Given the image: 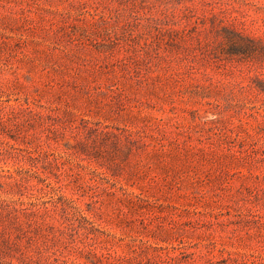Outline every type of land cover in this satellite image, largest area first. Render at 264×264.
Segmentation results:
<instances>
[{"label":"rangeland","instance_id":"1","mask_svg":"<svg viewBox=\"0 0 264 264\" xmlns=\"http://www.w3.org/2000/svg\"><path fill=\"white\" fill-rule=\"evenodd\" d=\"M133 2L0 0V264H264V0Z\"/></svg>","mask_w":264,"mask_h":264},{"label":"trees","instance_id":"2","mask_svg":"<svg viewBox=\"0 0 264 264\" xmlns=\"http://www.w3.org/2000/svg\"><path fill=\"white\" fill-rule=\"evenodd\" d=\"M138 1L147 2L148 0H134L132 4L133 7L130 9H133ZM223 31L228 32V36H224L228 47L227 51L225 52L227 58L247 60L262 59L264 57V37H252L244 35L227 27H223ZM27 104L28 106L30 105L29 103ZM22 110L31 111L32 109L31 106H29Z\"/></svg>","mask_w":264,"mask_h":264}]
</instances>
